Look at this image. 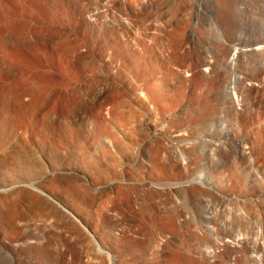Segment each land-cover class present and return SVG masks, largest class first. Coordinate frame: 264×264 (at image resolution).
Listing matches in <instances>:
<instances>
[{"label": "bare ground", "instance_id": "6f19581e", "mask_svg": "<svg viewBox=\"0 0 264 264\" xmlns=\"http://www.w3.org/2000/svg\"><path fill=\"white\" fill-rule=\"evenodd\" d=\"M233 1L0 0V19L14 16L0 136L12 129L17 149L40 151L33 176L0 182V205L58 217L70 264L89 247L104 264L246 263L234 226L256 217L264 242V38ZM21 153L6 160L30 162ZM105 197L113 205L91 212ZM197 234L208 261L188 255Z\"/></svg>", "mask_w": 264, "mask_h": 264}, {"label": "rangeland", "instance_id": "374dc122", "mask_svg": "<svg viewBox=\"0 0 264 264\" xmlns=\"http://www.w3.org/2000/svg\"><path fill=\"white\" fill-rule=\"evenodd\" d=\"M233 2H235V1H233ZM244 4H246L247 5V8H248L247 18L250 20V22L252 21V23L256 24L255 26H257L256 28L258 30L259 29L261 30V33L251 34V37L250 38L252 40H254L256 38H261V37L264 38V0H245L244 1ZM64 10L66 12H64ZM64 10H59V13H60L59 14V18L61 17V19L66 18V15L68 16V14L70 13V11L68 9H64ZM50 11H51V13H50ZM50 11H47L46 12L49 15V17H51V14L53 13L52 11H54V10L53 9H50ZM66 13H68V14H66ZM47 14H44V15L47 16ZM12 16L13 15H11V20L12 21L10 19L9 20L6 19L5 20L6 22H4V20L2 21L0 19V75L2 74V72L5 69V64H6L5 60L8 58V56H10V55L13 54V53H11L12 51H11V49H9L10 47L8 46V45H11V43L9 42L10 41L9 40V35L7 34V31L9 29V27H12L13 26V24H10L11 22L13 23V21H14L13 20L14 18H12ZM66 25L68 27V23H65V26ZM4 42L7 45L3 44ZM7 49L10 50V52L8 51L7 54H6ZM13 50H15V49H13ZM248 71H249L248 73L253 74V69L252 68L248 69ZM13 86H14V88H13ZM13 86L10 87V88H12V92L14 90H16V86L15 85H13ZM262 100L264 101V95L262 97ZM3 113H4V111L2 110V107L0 106V119H2V114ZM45 126L46 125L42 126L41 129L44 130ZM5 130L6 131H4L5 132L4 133V138L2 137V134L3 133L0 136V182H3V181L6 182V181H10V180H15V179H18V178H21V177H25V176H27L26 178H28L29 176H33L34 175L33 174V171H35L37 169V166H38V164H36L37 162H35V160L38 159L37 157L40 154L39 149L38 150L37 149H17V147L20 144V141L16 138L15 132L12 129H8V128H5ZM261 131H262L261 132V140H260L261 141L260 142L261 146H259V149H255L254 151L257 152V153L255 152L256 155L259 154V157L261 156V158L258 159V163L260 165H264V125H263V128L261 129ZM44 135H46V134H44ZM5 139H6L7 142H5ZM103 145H104V140L103 139L102 140L101 139L98 140L97 147H99V146L101 147ZM45 150H50L51 153H52V155H53V157H54V159H56V161H58L57 158H60L61 157V155H62L61 153L63 151L66 153V150L65 149H62V150L61 149H57V150H59V152H58L59 154L58 153H54V151L56 152L55 149H45ZM146 150L147 149H142L141 152L144 153ZM228 150H230V146H228ZM21 151L22 152L23 151L24 152L26 151L28 153L29 158H31L30 159V162H25V164L22 163L24 165H22V164H16V165L11 164L10 165L9 162L6 160V155L11 153L12 155L11 154L10 155L12 157H14L16 160H19V157L22 154ZM95 151L97 153H99L101 151V149H97ZM133 151H131V153L132 152L135 153V154L137 153L136 152V149H133ZM90 153L92 154L93 153V150ZM33 161L35 162V164H34ZM21 162H23V161H20L19 163H21ZM28 163H29V165H28ZM30 164H31L32 167L30 166ZM25 166H28V167H25ZM26 168H28V170L29 169L30 170L29 171H26L27 170ZM114 169H116V168H114ZM36 171H38V169ZM103 200H106V205L107 206L104 205L105 204V201L103 202ZM109 200L111 202V203L109 202L110 205H108L109 204L108 203ZM102 202H103V204H101ZM112 202H113L112 198L105 197V198H103L100 201H97L95 203V207H94V209L91 212L94 213V211L99 210V209H102L105 206L108 208L111 205H113ZM23 204L26 206V208L29 206V205L26 204V202H23L22 205ZM24 205L22 206L23 209L21 208V210L18 211V212H20V214L18 212L17 213L12 212L13 210H11L10 208H8V206H6L5 204H1L0 205V264H56V263H59L60 262V261H58L59 258L57 257L58 258L57 259L56 256H55V255H57L55 253H57L58 251H60V252L62 251L63 253L64 252L66 253L65 254V258L63 259V262H65L64 264H66V261H67V264L68 263L70 264V258H68V255H69V253H70L69 251H71V249L68 247V245L66 244L65 240L62 238L65 233H66L65 234L66 235L65 237H67L69 235L66 226L63 225L64 223L62 221H60V219L58 217H56L55 215H52L51 213L49 214L47 211H44L40 207H38V208L35 209L34 208L35 206H33V207L32 206H29L27 208V210H26V208H25ZM103 209H105V208H103ZM9 210H11V212ZM44 212H47L49 215H52V216H49V215H47ZM112 217L114 219H116V218H118L120 216H119L118 212L117 213L113 212V216ZM251 218H252V220H251ZM251 218L248 221L249 223L246 221L245 227H243L244 223L241 224L242 226L239 225L240 227L237 226L238 224L237 225L235 224L236 226H234V229H236L235 227H237V230L239 231L240 234L242 232V235L243 234L244 235H247V237L246 236L245 237H246L247 241H249V243H250V245L248 244L250 246L249 247L250 250L248 248L249 252L247 251L248 254L246 253V255L244 256L245 257V260H244V257L242 258L243 259L242 262L243 261H246V263H244V264H264L263 263L264 262V250H263L264 249V242L262 241V244L260 245V243H261V240H260L261 237L260 236L258 238L256 237V236L260 235L259 232L257 231V228H259L258 227L259 224L256 221V217H251ZM60 223H62L63 226ZM254 225H256V226H254ZM17 226L19 227V230L16 228ZM61 226L63 228H61ZM243 228H245L244 229L245 230L244 231L245 233L243 232ZM14 229H16L17 231L14 230ZM65 229H66V232L64 231ZM239 229H241V232H240ZM173 230L174 229H170V231L172 233H174V231L176 232V230H174V231ZM237 230H235V231H237ZM18 231H20V232H18ZM257 232H258V234H257ZM45 236H46V238H45ZM55 237H56V239H55ZM168 237H171V236H168ZM195 237L196 238H192L189 241L191 248H189V243L186 245V247L189 249L188 255H190L191 257H193V256L194 257L195 256L197 257V255L199 256V254H200V257H197V258L195 257V258H193V260H196L197 261L198 259L201 258L200 260L203 261V262L206 259L208 261L209 260L208 258H210V250H212V248L209 247V246H211V244L209 243L208 240H204L206 238H203L202 236H200L198 234L195 235ZM198 237H200V239L202 238L201 239L202 241ZM58 238H59V240H58ZM197 238L200 241H197ZM256 238L258 240H256ZM162 239H165V238H162ZM173 241H175V240H173ZM205 242L208 245V248L207 249H206L207 245L205 244ZM253 243H254V247H255V244H256V247H258V248H256V247L254 248L253 247ZM193 244H195V245H193ZM44 246L46 247V249H45ZM55 247H56L57 250L54 249ZM65 247H66V249H65ZM192 247H193V249H192ZM261 247H262V249H261ZM89 248L92 249L93 247L92 248L89 247ZM89 248H88V252H87V249L85 251L87 253L91 252L90 254L85 253V257L87 255L89 257V259H87L88 257L85 259L86 260L85 261L86 264H90V263L91 264H97V261L98 260H99L98 261L99 264H104L103 263V260H104L103 256L100 255L98 252L95 253L96 255L98 254V256L97 257L94 256L93 255L94 254L93 252L95 251V249L93 248L92 250H90ZM30 249H32V250H30ZM35 249H36V251H38V250L40 251V249H42L41 251H43V253L41 251L40 252L38 251L39 254H38V257H37V253L38 252H35L34 251ZM67 249H69V250H67ZM195 249H196V251H195ZM52 250L53 251H56V252L54 253ZM152 251H155V250L152 249ZM193 251H195V252H193ZM205 251H207L208 253L205 252ZM138 252H140L138 255H142V252L141 251H138ZM40 253H41V255H40ZM53 253H54V257H53ZM202 254H205V256H203L205 260L204 259L202 260V258H203L202 257ZM50 255H51V257H50ZM100 256H101V259L102 260L99 258ZM191 257H190V259H192ZM95 258H97L98 260L95 259ZM188 258H189V256H188ZM258 258H259V260H258ZM54 259L57 260L58 262L57 261L55 262ZM67 259H69V260H67ZM153 259H155V258H153ZM248 259H250V260H248ZM169 260L170 259L166 260L164 262V264H181L180 263L181 262V259L179 260L177 258V259H174L173 261L172 260L169 261ZM176 260H178L179 262L178 261L176 262ZM87 261L89 263H87ZM59 264H62V263L60 262Z\"/></svg>", "mask_w": 264, "mask_h": 264}]
</instances>
